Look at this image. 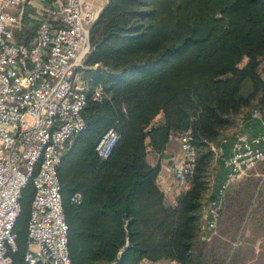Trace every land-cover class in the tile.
Returning a JSON list of instances; mask_svg holds the SVG:
<instances>
[{
  "label": "trees",
  "instance_id": "16d2710c",
  "mask_svg": "<svg viewBox=\"0 0 264 264\" xmlns=\"http://www.w3.org/2000/svg\"><path fill=\"white\" fill-rule=\"evenodd\" d=\"M89 40L83 75L102 85L104 98L87 100V126L57 169L71 264H229L206 243L234 181L207 239L201 217L213 148L224 157L239 124L254 111L264 115V0H107ZM108 129L120 137L102 158L95 147ZM184 132L192 136L195 166L167 205L160 160L151 165L146 156L164 159L170 137ZM33 195L29 182L13 226L12 264H27Z\"/></svg>",
  "mask_w": 264,
  "mask_h": 264
},
{
  "label": "built area",
  "instance_id": "2783aa9c",
  "mask_svg": "<svg viewBox=\"0 0 264 264\" xmlns=\"http://www.w3.org/2000/svg\"><path fill=\"white\" fill-rule=\"evenodd\" d=\"M106 3L0 0V264H12L13 226L21 191L29 182L34 195L24 260L71 264L57 169L73 137L87 126L82 115L87 100L104 98L102 85H93L83 74L91 51L90 29ZM31 8L35 16L29 14ZM27 16L36 20L32 38L13 41L14 31ZM119 137L108 129L96 144L98 155L108 157ZM177 137L181 159L169 171L176 188L183 190L194 170L196 150L189 132ZM263 159L264 115L254 111L250 121L239 124L222 158L223 179L208 201L201 239H207L216 226L228 184ZM140 264L164 263L143 259Z\"/></svg>",
  "mask_w": 264,
  "mask_h": 264
},
{
  "label": "rangeland",
  "instance_id": "374dc122",
  "mask_svg": "<svg viewBox=\"0 0 264 264\" xmlns=\"http://www.w3.org/2000/svg\"><path fill=\"white\" fill-rule=\"evenodd\" d=\"M105 1L100 0V3ZM34 9H29L32 16H35ZM32 16H27L21 28L14 31L13 41L22 42L32 38L36 24ZM213 150L214 162L209 175L205 209L207 200L223 179L222 153L219 149ZM204 222L202 216L201 230ZM206 245L208 253L227 259L229 264H264V159L234 181L228 191L216 234Z\"/></svg>",
  "mask_w": 264,
  "mask_h": 264
},
{
  "label": "crops",
  "instance_id": "0c3cea01",
  "mask_svg": "<svg viewBox=\"0 0 264 264\" xmlns=\"http://www.w3.org/2000/svg\"><path fill=\"white\" fill-rule=\"evenodd\" d=\"M161 120H162L161 114L159 113L155 118V122H160ZM164 152H165V157L162 160L158 156L153 155L150 152L147 153L146 159L149 157V160L147 159V162L151 165L156 164V162L158 160H160L161 170L159 173V184H160V188L164 194V201L167 205H174L176 202L177 196L182 192V190L176 188L175 183H174L173 178H172V175L169 171L170 168L174 164L179 162V160L181 159L180 142L178 140L177 135H173L170 137L169 143H168ZM222 172L224 175V169H222ZM167 186H171L174 189H172V191H170V192L166 191L165 188ZM185 189H186V187H185ZM210 198L207 200L206 204L208 203ZM205 208L206 207H204V209ZM205 214H206V209H205V211H203V214H202L203 219L205 218ZM159 262H162L164 264H179L178 262L172 261V260H160Z\"/></svg>",
  "mask_w": 264,
  "mask_h": 264
},
{
  "label": "water",
  "instance_id": "95a60500",
  "mask_svg": "<svg viewBox=\"0 0 264 264\" xmlns=\"http://www.w3.org/2000/svg\"><path fill=\"white\" fill-rule=\"evenodd\" d=\"M95 23V22H94Z\"/></svg>",
  "mask_w": 264,
  "mask_h": 264
}]
</instances>
